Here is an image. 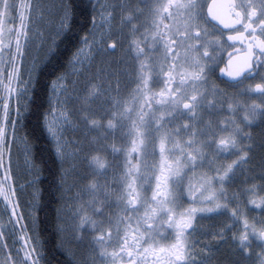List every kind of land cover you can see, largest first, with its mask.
<instances>
[{"label": "snow or ice", "instance_id": "obj_1", "mask_svg": "<svg viewBox=\"0 0 264 264\" xmlns=\"http://www.w3.org/2000/svg\"><path fill=\"white\" fill-rule=\"evenodd\" d=\"M97 2L100 14L93 16V26L81 36L79 46L70 52L63 69L48 82L42 101L47 107L40 109V97L33 101L36 110L40 109L39 126L47 138L50 159L57 170L54 178L55 232L61 237L65 233V212L71 207L76 238H82L85 228H88L93 243L99 247V255L106 258L104 264H193V261L212 264L209 260L197 258L192 230L202 229V221L206 219L223 216L219 224H209L207 232L210 241L220 243L231 239L238 248H244L245 255H249V245L253 241L264 245V195H260L264 193V182L258 186L252 182V187H247V178L239 186L234 181L239 169L252 160V145L246 143L252 136L247 128L257 122L264 127V0H230L226 5L230 18L213 16V20L235 32L227 36V41L233 42L231 44L227 41L220 43L224 31L205 17L203 9L206 4L200 0H187V3L152 0L145 3L144 8L136 4L123 13L121 29L125 22L129 24L132 37L129 50L139 61L140 74L136 81L139 110L128 132L130 147L117 149L114 145L107 146L113 154H124L125 177L119 181L121 188L109 193L107 189L111 185L106 183L105 199L94 197L85 205L80 202L79 192L76 193V203L68 197L70 186L66 179L69 172L65 167L68 143L65 125L71 124L75 129H101L105 127L101 121L107 120V129L115 133L126 127L123 118L131 111L124 107L122 99L111 96L107 98L111 109L93 107L105 95L107 88L98 75H86L76 70L84 59L91 61L96 55L106 54L122 45L121 34L118 32L114 36L112 30V8L115 5L107 7L104 0ZM60 7L62 14L48 42L49 54L55 51L58 40L71 28V4ZM92 7L96 8L97 4L93 3ZM181 10L183 23L177 28L175 21ZM40 15H44L43 9ZM137 17L143 18L139 27ZM165 20L174 23L165 24ZM101 24L104 27H100ZM234 25L241 27L234 28ZM138 33L140 39H136ZM23 35L26 37L27 33ZM235 42H240L242 48L237 50ZM44 43L42 40L41 46ZM16 44L13 60L18 63L13 64L11 75L22 77L26 74L31 80L32 73L39 71V65L35 59H30L22 73L20 69L27 53L20 35ZM228 48L233 50L228 52V64H233V53L236 52L238 66L226 74L222 73L227 78V84L221 89L213 76L224 62L223 53ZM174 49H183L184 52L181 55ZM156 52H160V56L153 55L152 63L146 65L145 58ZM152 72L158 78V92L149 87ZM209 86L221 93L218 105L208 99ZM254 98H259L260 103H255ZM225 104L233 116L237 112L243 113L239 123L233 119V128L225 127L219 131L214 130L210 122L198 127V110L202 111L206 105L223 108ZM31 107L25 105L26 110ZM239 124L244 127H239ZM182 132L188 137L183 143L177 139ZM223 132L229 134L221 135ZM21 141L27 153V175L20 185L25 192L27 213L20 211L21 202L13 186L9 154L6 161L0 158V198L5 202L4 211L8 217L6 225L0 224V244L4 245L0 264H41L37 251V244H42L38 209L44 167L35 158L30 138L24 135ZM74 150L77 155L84 154V160L94 166L95 174H101L99 170L106 168L101 157L86 151L79 141ZM101 150L103 147L97 149ZM137 157L139 160L133 163ZM111 166L116 167L114 161ZM73 168H76L75 164ZM86 179L90 192L95 193L101 188L99 181H93L92 176ZM194 179L197 180L195 186ZM260 179L264 181V169ZM125 183L126 191L123 190ZM254 194L259 196L258 200L249 198ZM109 195L115 197L113 202L118 211H111ZM255 206L259 207L257 214H253ZM26 214L29 223H22ZM30 223L31 234L27 231ZM6 228L18 232L17 239L23 245L19 250V259L8 248ZM210 241H201L209 244L208 256L213 254ZM57 246L63 249V241ZM64 250L69 257H74L70 250ZM200 251L205 253V249ZM74 264L83 262L76 259Z\"/></svg>", "mask_w": 264, "mask_h": 264}, {"label": "rangeland", "instance_id": "obj_2", "mask_svg": "<svg viewBox=\"0 0 264 264\" xmlns=\"http://www.w3.org/2000/svg\"><path fill=\"white\" fill-rule=\"evenodd\" d=\"M104 2H107V7H110L112 4L115 5V7L112 8L113 35L115 36L116 33L119 32L122 37V32L125 33V28L128 23L125 22L123 28L121 29V16L124 12L132 8V4H138L139 1L104 0ZM125 2L127 4H125ZM151 2L152 1H150V3ZM26 5L28 7L26 19L22 21L18 18V16L21 15L22 11L25 8V0H16L14 4L16 8L15 17L17 18L18 24L16 27V35L15 28L12 29L14 32V49L12 61L5 83L2 84V87L0 88V158L6 161L9 158L10 154L11 177L13 178V186L16 187L18 199L19 194L24 199H26V196L24 190L21 188L18 193V187L16 186L15 181L17 180L21 185L22 183H24V180L27 175V173L25 172V157L27 153L25 151V146L21 141L22 136L19 134L18 121L21 117V114L23 113V109L25 108L27 101L29 100V92L31 90L32 83L36 77L37 72L32 73L31 80H29V77L26 74L22 77H13L11 75L13 64L18 63L13 60V56L16 54L15 50L17 48L16 38L18 35H20V26H24L27 28V26L29 25L28 31L26 30L27 36L25 37L23 35V33H25L24 29L22 30V35H20V39L25 45V51L27 53V55L23 58L24 63L20 71L22 73L24 72V69L28 67L30 59H35L37 65H39L40 68L44 60L49 56L48 42L51 41L52 35L56 30L57 21L59 20L62 14V8L60 6L65 4L64 0H27ZM41 9H43L44 11L43 16L40 15ZM99 14L100 8L98 3L97 16H99ZM12 19L13 17L11 16L9 18V21L12 22ZM136 23L138 26L139 21H137ZM100 27H104V25L101 24ZM42 40L45 42L43 46H41L40 44ZM9 42L10 40L4 43V45L6 46L3 45V51L7 52V49H9ZM122 55L123 54L121 51V47L120 49H111L106 54L96 55L95 58L91 61H89L88 59H84L83 64H78L76 66V70L78 72H82L86 75H98L100 77L101 82L107 88L105 95L99 100H97L93 107L98 109H111V105L107 103V98L111 96L117 100L122 99L125 102L124 107L128 108L129 110L132 108L131 105L133 104L134 99L132 97L131 86L133 80H131L130 70L124 65L122 61ZM157 55L160 56V52H157ZM62 86L63 81H61V87ZM26 88L27 91H25ZM208 99L216 102L218 105L221 99V93L215 91L209 86ZM256 101V98H254L255 103H257ZM134 102H138L137 96ZM251 102L252 101H250V103ZM153 107H155V105H153ZM242 114L243 113L241 112H237L235 116H233V113L228 109L227 104H225L223 108H220L219 106L212 108L206 105L202 111L198 110L197 118L200 121L198 127H204L210 122L213 129L216 131H219V129L225 127L233 128V126L231 125V121L235 119L237 123H239ZM131 118H133L131 117V115L125 116L123 118V123L126 125V127H124L122 130L116 131L115 133L107 129V120L101 121V123L105 125V127L101 129H75L71 126V124L65 125V135L68 141L66 145L67 158L65 167L68 169L69 172L66 179L68 181V185L70 186L68 197L70 198L72 203L77 202V192H79L80 194V202L84 203L85 205H87L88 202L92 201L94 197L99 200H104V185L106 183L111 185V188L107 189L109 193H111L113 190L121 188L119 181L124 180L125 177V157L122 152H117L116 154H113L107 146L114 145L117 149L130 147L131 137L128 135V132L131 127V120L133 122V119ZM117 119L119 120L120 117H118ZM116 122L117 121H114L113 123ZM186 122L190 121H187L186 119ZM240 126L241 125L239 124V127ZM220 134L227 136L229 133L223 132ZM177 139L181 140V142L183 143V141L188 139V137L185 136L182 132L181 137H177ZM77 141H79L80 144L84 146L86 151H91L92 155L99 156L104 161V163L106 164V168L99 170L101 174L97 175L94 173V166H90V164L84 160V154L77 155L75 153L74 149ZM101 147H103V150L97 151V149ZM138 160L139 157L134 159L133 163H136ZM113 161L115 162L116 167L111 166ZM74 164L76 165L75 169L73 168ZM89 176H92L93 181L98 180L101 185V188L95 193L90 192L86 186L88 184V180L86 179V177ZM28 178L31 179L30 176ZM196 183L197 180L194 179L193 186H195ZM123 190H127L126 183L124 185ZM114 200L115 197L109 195L108 201L109 203H112L111 211L115 212L118 211V209L116 207V204L113 202ZM4 203L5 202L3 201V199L0 198V213L4 215L6 223L8 217L4 211ZM20 211H22L21 208ZM65 216L66 231L62 237L60 236V241H63V249L70 250L74 254V257L72 258H74L75 260L79 259L83 262V264H104L106 258L99 255V247L93 243L92 233L88 228H85L82 234V238H76V235L73 232V217L71 207L66 210ZM25 220L26 219H24L22 223H25ZM199 230V228L193 229L195 233H199ZM7 231H10L14 234L17 232L14 231L13 228H8ZM12 242L16 244L14 251L17 253V256L20 257L19 249L20 247H22L21 241L17 238H13ZM110 250L111 249H109V251ZM239 253V257L242 259L247 256H251L250 254L245 255L244 249H241ZM196 255L197 258L201 257V255H199L198 250L196 252ZM256 256H258V258H262V256L255 255V257Z\"/></svg>", "mask_w": 264, "mask_h": 264}, {"label": "trees", "instance_id": "obj_3", "mask_svg": "<svg viewBox=\"0 0 264 264\" xmlns=\"http://www.w3.org/2000/svg\"><path fill=\"white\" fill-rule=\"evenodd\" d=\"M59 1V0H58ZM93 3L97 4V0H64V4H71V28L64 33L63 37L58 40L56 49L53 51L42 63L36 77L32 83L31 93L27 105L32 107L29 110H24L23 116L19 121V134L21 136L27 135L34 145L35 158L38 162L42 163L44 167V172L42 174V183L40 188L43 190L41 193L40 207L38 209L39 216V234L42 244H37L38 251L41 256L43 264H74V259L66 255L63 249L59 248L57 245L60 243V236L55 232L53 223L55 215L56 206V196H55V176L57 174L55 163L50 159V153L48 150V141L46 136L40 129L38 116L40 109L46 108L47 105L44 104L43 96L48 88V82L54 79V76L60 72L65 66V61L71 51H74L76 47L79 46L81 36L92 27V18L97 14V7L93 8ZM11 4L7 8V15L4 22V39L3 42L6 43L11 39L10 28L14 25V21H9L10 15L14 12L12 10ZM10 59V50L7 52H0V88L2 84L5 83L8 74ZM41 98L40 109L35 108L33 101L37 98ZM139 110V103L136 110L131 114L133 121L136 120V112ZM132 122V120H131ZM264 127H261L263 129ZM255 130L260 128L255 127ZM262 169L254 168L251 169H239L238 176L236 179L238 185H241L245 178L250 180L253 179L257 186L263 181L260 179ZM30 179V178H29ZM16 186L18 187V193L20 191V183L16 180ZM249 187V186H247ZM58 195V193H57ZM19 200L21 202V209L27 213L25 206V199L19 194ZM27 216V214H26ZM29 223V221H28ZM30 232L32 233V225L29 224ZM223 244L220 250V260L224 259L231 260L233 258L241 259L239 257L241 249H233L228 242H222ZM231 247V248H230ZM228 248V249H226ZM251 256L245 257V259H252L255 257V250L250 253ZM239 263V262H238Z\"/></svg>", "mask_w": 264, "mask_h": 264}, {"label": "flooded vegetation", "instance_id": "obj_4", "mask_svg": "<svg viewBox=\"0 0 264 264\" xmlns=\"http://www.w3.org/2000/svg\"><path fill=\"white\" fill-rule=\"evenodd\" d=\"M150 1L152 0H143L142 4H143V8L145 6V3H150ZM215 1V2H214ZM2 0H0V4H1ZM181 3H187V0H180ZM201 3L206 4V7L203 9L204 15L205 17L212 21L208 10H209V6H211L212 3H214V10H215V15L218 16H222L227 18H230L229 16V12L228 9L226 7V5L230 2V0H200ZM174 22L172 20H165V24H173ZM183 23V10H181L180 14L177 16L176 21H175V25L176 27H181ZM218 25V27L220 29H223L224 31V36L223 38L220 40V43H224L225 41H227V36L228 35H234L235 32L234 31H230L228 28H224V25L219 24V21L216 20V22H213ZM210 27V26H209ZM234 28H240V25H234ZM175 30V29H173ZM143 32V31H142ZM217 35H219V32H217ZM228 44L233 43L232 41H227ZM236 43V49L239 50L242 48V45L240 42H235ZM175 51L179 52L181 55L183 54L184 50L183 49H174ZM233 50L231 48H228L227 51H225L223 53V57H224V62L221 63L219 65V69L217 71V73L213 76V79L215 80V83L219 86V88L223 89L225 88L226 84H227V78H225L224 76H222V71L223 70H228V52H232ZM154 55V54H153ZM238 55V53L234 52L233 53V57H236ZM239 55H242V53H239ZM258 104V103H257ZM248 132L251 133L252 139L249 141H246V143L251 144L252 145V152L250 153V155L252 156V160L248 165L242 166L240 169H245V168H250L251 171H253L254 168H260V169H264V128L262 130H247ZM238 176V174L236 175ZM239 179L235 178V185L239 186L237 184V181ZM252 178L250 177L249 183L247 184V186L252 187ZM264 182V181H263ZM257 192H259V188H257ZM260 195H264V193H260ZM250 199H259V196L257 195H252L251 197H249ZM249 207H254L252 205H249ZM255 212L253 214H257L259 212V207L255 206ZM224 219L223 216L211 219V220H204L202 221L203 224V228L199 230V233H195L193 230V232L195 233V239H196V243L194 245V247L198 250L199 255H201L200 259L202 260H209L212 262V264H264V245H261L259 243H257L256 241H253V243L251 245H249V247L251 248V251L256 252V255L262 256L263 258H258V256H256L255 258L252 259H245V258H241V259H236L233 258L231 260H227L224 259V261L221 259L220 260V250L223 246V244L217 243L216 241H210V234L207 232V228L209 226V224H219L220 221H222ZM0 224H5V217L2 213H0ZM239 227V225H237ZM196 229V228H194ZM15 234H18V232H16ZM14 233H11L10 231H7V229H5V239L7 240V245L8 247L11 248V251L13 253V256L16 257L17 259H19V257L17 256V253L13 251V247L16 245L15 241L12 242L13 238H17V235H15ZM202 240H209L211 242V252L213 253L211 256H208V250H209V244L206 243H202ZM224 242H228L230 243V246L233 249H236L237 245L235 242L231 241V239L224 241ZM230 247V248H231ZM200 249H205V253L201 252ZM228 249V248H226ZM4 252V245L0 244V253ZM162 255V254H161ZM199 259V258H198ZM239 262V263H238ZM193 264H197L196 261H193Z\"/></svg>", "mask_w": 264, "mask_h": 264}, {"label": "water", "instance_id": "obj_5", "mask_svg": "<svg viewBox=\"0 0 264 264\" xmlns=\"http://www.w3.org/2000/svg\"><path fill=\"white\" fill-rule=\"evenodd\" d=\"M213 11H214V6H210V9H209V12H210V16H211V18H213V15H214V13H213ZM216 21V20H215ZM237 67V66H236ZM230 69H235V65L233 64H231V65H229L228 64V71L230 70ZM227 73V72H226Z\"/></svg>", "mask_w": 264, "mask_h": 264}]
</instances>
